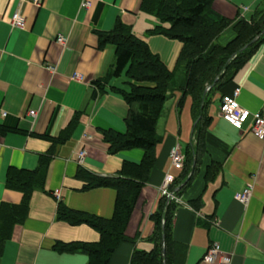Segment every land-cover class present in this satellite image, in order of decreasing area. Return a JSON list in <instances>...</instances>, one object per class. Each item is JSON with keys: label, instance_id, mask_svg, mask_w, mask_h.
<instances>
[{"label": "crops", "instance_id": "crops-1", "mask_svg": "<svg viewBox=\"0 0 264 264\" xmlns=\"http://www.w3.org/2000/svg\"><path fill=\"white\" fill-rule=\"evenodd\" d=\"M90 1L83 7V0H0V212L23 199V191L10 186V174L44 172L43 158H50L44 187L33 190L27 216L13 227L0 264H88L86 253L59 250L56 242L94 243L101 235L88 223L59 219L60 203L111 218L117 190L84 189L86 181L78 171L118 177L126 162L139 164L144 158L141 148L112 153L105 139L106 131L126 132L129 106L117 90L128 88L125 72L124 78H113L104 87L95 84L108 74L116 57V45L104 42L101 34L122 21L171 71L182 51L180 40L150 32L159 20L141 10L142 0ZM262 10L264 0H213L204 17L228 23L219 38L226 44L236 36L238 21L250 20ZM16 11L25 17L24 28L11 25ZM61 37L66 42H60ZM75 73L84 79H74ZM236 88L243 107L264 111V41L209 106L212 120L202 152L189 169L193 179L178 196L173 218L174 238L187 247L184 264H228L219 258L205 260L214 242L221 245L220 256L232 258L229 264H264V140L251 132L250 122L238 130L219 113L221 96ZM181 96L180 90L172 94L166 102L170 110L158 120L162 141L156 147V162L126 226L135 242H122L110 264H131L135 248L150 250L154 245L149 237L161 187L166 178L174 182L185 171L171 164L170 149L196 143L192 98L179 103ZM82 149L88 153L80 163ZM247 186H252V196L245 205L236 194Z\"/></svg>", "mask_w": 264, "mask_h": 264}, {"label": "trees", "instance_id": "trees-1", "mask_svg": "<svg viewBox=\"0 0 264 264\" xmlns=\"http://www.w3.org/2000/svg\"><path fill=\"white\" fill-rule=\"evenodd\" d=\"M212 2L213 0H142L141 10L159 20L150 32L163 34L183 43L173 71L169 70L150 50L148 44L137 38L131 28L122 21L119 20L111 31L101 34L104 42L116 45V57L108 74L95 84L100 88L104 87L111 79L121 76L124 72L128 77V88L117 89L129 106L127 130L125 133L106 131L105 139L109 142L112 153L141 148L145 155L139 164L126 162L118 177H100L81 169L78 171V175L86 181L84 189L109 186L117 190L114 214L111 218H102L70 209L60 203L59 219L70 224L88 223L97 229L101 236L94 243L56 242L57 249L86 253L88 264H110L113 253L122 242H135L134 238L127 236L126 226L148 174L156 162V147L162 141L157 131L158 120L166 102L176 90L182 92L179 103L187 96L192 98L196 143L185 147V171L170 188L177 196H181L190 185L193 177H188L189 169L195 160L198 162V155L202 152L205 133L212 120L209 106L215 93L233 77L264 41L262 10L250 20L238 21L234 27L236 36L226 44L220 43V35L228 23L210 22L205 19L204 14ZM254 39L256 40L253 41ZM211 84L214 85L205 93ZM43 159L44 172L39 173L38 169L36 172L10 174V186L22 190L24 195L20 204L1 209L0 254L11 236L13 227L24 222L33 190L44 187L45 170L50 158ZM10 173H13V170ZM37 174L42 178H38ZM176 207L175 200H169L162 195L159 208L152 216L154 229L149 240L154 245L150 250L135 248L131 264L185 263L187 247L177 242L173 235Z\"/></svg>", "mask_w": 264, "mask_h": 264}, {"label": "built area", "instance_id": "built-area-1", "mask_svg": "<svg viewBox=\"0 0 264 264\" xmlns=\"http://www.w3.org/2000/svg\"><path fill=\"white\" fill-rule=\"evenodd\" d=\"M38 2V0H35ZM91 5L90 0H83L82 6L89 7ZM244 9H247L245 7ZM26 24L25 17L21 12L16 11L11 20V25L13 27L24 28ZM59 41L64 43L66 39L61 37ZM74 79L83 80L84 76L81 73H75L73 75ZM240 93V88H236L232 94H224L220 100L219 104V113L220 116L228 122L233 128L242 130L245 128L246 124L250 122V130L258 138L264 140V111L251 112L247 108L243 107L239 100L238 96ZM31 114H35V110L30 111ZM88 151L82 149L78 153V161L83 163ZM169 157L171 164L178 168L182 169L185 165L186 155L183 147L180 144L174 145L169 152ZM173 182L172 177L166 178L164 184L161 187L162 195L166 196L169 200L180 201V198L176 195L175 191H172L170 185ZM55 194L60 197V190L56 189ZM252 196V186H247L241 192L236 194V199L242 202L245 205H248L250 198ZM221 245L218 242H214L208 248L205 255V260L207 262H215L218 258L225 263H230L232 258L230 256H220Z\"/></svg>", "mask_w": 264, "mask_h": 264}, {"label": "rangeland", "instance_id": "rangeland-1", "mask_svg": "<svg viewBox=\"0 0 264 264\" xmlns=\"http://www.w3.org/2000/svg\"><path fill=\"white\" fill-rule=\"evenodd\" d=\"M124 76H126L125 74H123V78H124ZM126 79L128 80V78L126 77ZM177 93V95L179 96V92H176ZM180 98V97H179ZM179 100V99H178ZM170 107H171V105L170 104H165V106H164V108H163V111H162V114H164V113H166V112H168L169 110H170ZM162 116V115H161ZM170 125V124H169ZM192 129V128H191ZM190 137H191V132H190V134H189V136H188V139H190ZM184 142H186V140H183Z\"/></svg>", "mask_w": 264, "mask_h": 264}, {"label": "water", "instance_id": "water-1", "mask_svg": "<svg viewBox=\"0 0 264 264\" xmlns=\"http://www.w3.org/2000/svg\"><path fill=\"white\" fill-rule=\"evenodd\" d=\"M263 33H264V31H263ZM257 38H258V37H257ZM257 38H256V39H257ZM256 39H254L253 41H255ZM217 80H218V77H217L216 81H217ZM216 81H215V82H216ZM213 85H214V84L209 85V86L206 88L205 93H207Z\"/></svg>", "mask_w": 264, "mask_h": 264}]
</instances>
